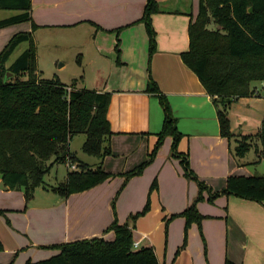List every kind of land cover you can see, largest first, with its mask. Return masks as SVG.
Wrapping results in <instances>:
<instances>
[{"label": "crops", "instance_id": "crops-1", "mask_svg": "<svg viewBox=\"0 0 264 264\" xmlns=\"http://www.w3.org/2000/svg\"><path fill=\"white\" fill-rule=\"evenodd\" d=\"M156 1L160 12L152 15L157 44L151 60L146 26L139 22L148 0H32V22L0 29L1 53L15 34L32 31L35 24L37 63L39 47L71 45L76 49L82 74L79 81L75 79L67 86L111 94V154L101 160V165L106 172L116 174L90 190L67 198L56 195L44 204L37 201V193L51 191H38L27 209L24 192L5 189L0 177V238L4 245L0 264L49 259L55 253L49 248L78 240L113 241L115 233L106 230L115 218L125 224L131 215L144 209L154 176L142 174L126 181L123 174L149 159L162 131L164 110L158 96L147 92L150 77L167 97L177 120L182 134L179 153L187 155L190 169L208 190L197 205L204 216L201 229L192 224L187 245L177 254L184 244L186 220L169 219L189 208L200 189L197 180L185 175L181 159L173 156V139L166 138L147 169L156 172L159 183L150 194V211L137 220L133 230L136 250L152 247L160 264H225L227 259L236 264H264V203L227 195L209 201L212 193L224 190L229 176L263 175L264 171H259L253 165L258 161H251L248 155L241 160L234 157V140L221 135L212 97L182 59L190 47L189 26L198 16L200 0ZM12 12L3 19L18 14ZM117 29H122L119 63ZM24 44L20 54L28 47ZM54 62L58 60L50 59L45 68L50 70ZM67 65L65 61L60 69ZM254 87L258 90L254 97L264 99V82ZM229 118L235 136H254L261 129L264 115L249 117L244 123L237 117V124L234 117ZM261 156L264 159V153L256 154L260 160ZM94 158L93 162L79 159L97 166L100 159Z\"/></svg>", "mask_w": 264, "mask_h": 264}, {"label": "trees", "instance_id": "trees-1", "mask_svg": "<svg viewBox=\"0 0 264 264\" xmlns=\"http://www.w3.org/2000/svg\"><path fill=\"white\" fill-rule=\"evenodd\" d=\"M0 10L18 12L13 17L0 20V29L32 22V0H0ZM157 12H160L158 2L148 0L144 15L139 20L145 24L149 36L150 60L156 51L152 15ZM212 24L216 28L212 29ZM35 28L33 24L32 31L15 34L0 53V177L5 189L24 192L26 209L39 190L52 191L67 198L116 176L106 172L101 165V160L111 154L109 139L112 131L108 120L111 94L69 90L58 78L41 79L37 73ZM121 30H116L118 63ZM189 38L190 47L182 54V59L212 97L221 135L235 141V146H232L234 157L238 160L246 158L254 149V144L264 151V118L260 131L254 136H235L229 118L231 105L241 98L254 96L257 93L254 83L264 82V0H200L198 16L189 26ZM24 43L28 44L27 49L9 64L14 52ZM10 73L13 76L8 78ZM147 92L157 95L163 107L162 131L158 134L150 160L123 176L128 181L142 175L165 139H173V156L181 159L185 175L197 180L200 189L199 196L189 208L169 219L185 218L184 248L192 224H197L201 229L204 216L197 205L204 200L203 192L208 190V186L192 172L187 155L179 153L178 144L182 134L178 130L177 120L167 97L151 77ZM79 133L86 134L83 152L100 159L97 166L86 164L70 150L72 138ZM260 150L257 152L259 156ZM57 163L68 166L67 175L64 182L49 188L45 179ZM69 165H77V169L72 170ZM156 188L155 181L151 191ZM220 195L264 203V174L229 176L224 190L212 193L209 201L213 202ZM149 211L150 197L144 209L131 215L127 223L120 224L115 218L106 230L115 233V240L93 238L55 245L53 247L60 250L59 254L37 262L27 261L26 264H160L152 247L134 248L135 224ZM3 250L0 238V252ZM225 264L236 263L227 259Z\"/></svg>", "mask_w": 264, "mask_h": 264}, {"label": "rangeland", "instance_id": "rangeland-1", "mask_svg": "<svg viewBox=\"0 0 264 264\" xmlns=\"http://www.w3.org/2000/svg\"><path fill=\"white\" fill-rule=\"evenodd\" d=\"M13 13L14 12L9 11V10H0V19L6 18L7 16H9ZM210 27L212 29L216 28V26L214 24H212ZM25 46H26V44L22 45L21 47H19V49H17L14 52V54L12 55V57L10 59L9 64H11V62L14 61L19 56L20 52L25 48ZM39 50H40V62H38V64H40V66H39L38 70L41 71V72H39L41 74V77H40L41 79L58 78V79H60V81L63 84L68 85V86L73 85L75 79L79 81V79H80L79 77L82 74L81 73L82 70L80 67L81 65L79 63L81 59H80V57L78 58V56L76 54H74V52H75L74 50H76V49L73 46L61 45L59 48L51 47L49 49L39 47ZM52 58H54V60H58V63L55 64V62H56L55 61L53 63V67L50 70L46 69L45 67L47 65V62ZM65 61L68 63V65L63 69H60L61 64L64 63ZM55 73L58 74L60 76V78L57 77L55 75ZM12 76L13 75L10 74L9 77H12ZM254 85H255V83H254ZM79 86H81V85L79 84L78 87ZM258 86H260V85H258ZM256 91H258L257 88H256ZM263 115H264V99L263 98H257L254 96L244 97V98L239 99L238 102H234L231 105V108L229 110V117H234V123L235 124H237V117H240L241 122L244 123V121L250 120L249 117H263ZM85 140H86V134L85 133H79V134L75 135L71 140L70 150L73 153L77 154V156L79 158H81L83 161H85V162H91L92 161L93 162L96 159L93 156H89L83 152L82 147H83ZM256 148H258V150H260L262 147L258 146L257 144H254V149H251V151L248 153V157L250 158L251 161L257 160L258 162H256V164H253V165H257V169L259 171H264V159L262 158V156H261V158H262L261 160L256 157V154L258 152V150L257 151L255 150ZM259 152L261 154L264 153V151H261V150ZM148 160H150V159H148ZM148 160H146V161H148ZM153 162H154V160L151 161L144 168V171L142 174H143V177L146 174H149L150 176H154L152 179V184L156 181L157 188L155 190H157L159 178L157 177L156 172H154L152 170H147L153 164ZM66 174H67V165H65L64 163H57L56 165H54L52 172L49 175H47L46 179H45L46 182L48 183V187L51 188V186L57 185L59 182H61L62 178ZM151 187H152V185H151ZM39 191H41V190H39ZM46 193L47 194L43 193L42 195L40 194V192L37 193V201L39 203L44 204L45 202H51L52 199L56 198V194L54 192L51 191V192H46ZM151 193H152V191L150 189L149 193H148L149 195H148L147 201H148ZM118 197L119 196H118V192H117L115 194L114 203H113V207H115V208H116V202H117ZM135 226H136V224H135ZM167 227L165 229L164 236L167 234ZM134 229H135V227H134ZM182 247H183V245H182ZM180 249L178 250L177 254H179L183 248L181 250ZM49 250L54 251L55 253L49 255V257H47V258H51V257L57 255L60 251L56 247H51V248H49Z\"/></svg>", "mask_w": 264, "mask_h": 264}, {"label": "built area", "instance_id": "built-area-1", "mask_svg": "<svg viewBox=\"0 0 264 264\" xmlns=\"http://www.w3.org/2000/svg\"><path fill=\"white\" fill-rule=\"evenodd\" d=\"M70 90V89H69ZM262 94L264 96V88L262 89ZM69 167L73 170L77 169V165H69ZM138 247V243H134V248L136 249Z\"/></svg>", "mask_w": 264, "mask_h": 264}, {"label": "water", "instance_id": "water-1", "mask_svg": "<svg viewBox=\"0 0 264 264\" xmlns=\"http://www.w3.org/2000/svg\"><path fill=\"white\" fill-rule=\"evenodd\" d=\"M251 11H252V9H251ZM11 74V73H10ZM10 74H9V76H10ZM9 76H8V78H9Z\"/></svg>", "mask_w": 264, "mask_h": 264}]
</instances>
